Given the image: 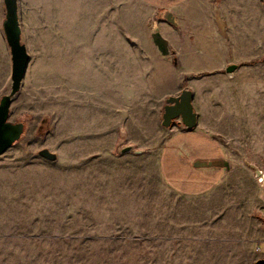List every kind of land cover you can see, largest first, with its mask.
<instances>
[{
	"label": "rangeland",
	"instance_id": "rangeland-1",
	"mask_svg": "<svg viewBox=\"0 0 264 264\" xmlns=\"http://www.w3.org/2000/svg\"><path fill=\"white\" fill-rule=\"evenodd\" d=\"M204 1L212 7L201 6L204 19L217 23L229 42L243 36L251 38V49L263 46L258 57L223 59L217 70L201 71L213 64L207 52L182 59L160 41L158 20L172 22L173 13L155 14L139 0H18L30 61L9 114L25 129L0 154V264H237L252 258L246 245L255 228L264 227V216L231 189L202 197L175 193L152 152L167 129L166 99L193 87L206 107L211 86L216 108L207 124L238 152L237 142L245 139L238 116L231 123L223 114V99L229 91L236 97L237 83L256 72L264 86V0H230L237 9L230 6L229 23L222 0ZM5 18L0 0V99L12 85ZM258 25L261 33L253 34ZM231 64L257 68L228 73ZM128 141L137 144L135 151L123 154ZM44 148L57 160L42 157ZM243 183L250 201L247 175ZM252 247L254 253L255 241Z\"/></svg>",
	"mask_w": 264,
	"mask_h": 264
},
{
	"label": "crops",
	"instance_id": "crops-1",
	"mask_svg": "<svg viewBox=\"0 0 264 264\" xmlns=\"http://www.w3.org/2000/svg\"><path fill=\"white\" fill-rule=\"evenodd\" d=\"M139 1L155 14L158 11L173 13L172 22L158 20L156 28L160 41L172 46L175 55L182 59H188L194 55H205L207 52L206 57L213 64L209 67L210 69L201 71L217 70L216 68L220 67L223 59L233 58L238 62H250L258 57V51L260 47H263L257 45L258 49H251L250 37L238 36L237 38L231 36L230 31L231 42L224 39L225 37L218 33V24H214V21L212 24L210 17L204 19L200 11L201 6L206 4L205 8H212L210 3L204 0ZM230 6L237 9L234 3H230V0H222L221 14L228 23L231 19ZM262 6L263 3H259L258 7L262 8ZM259 26L253 34L261 33ZM218 43L221 44L219 47L216 46ZM235 65L237 68L234 71L241 70V73L257 68L251 65L242 67ZM231 88H233L232 85H229L228 89ZM189 89L193 91V105L198 117L197 125L190 129L176 121L161 131L164 135L163 140L152 150L156 155L158 171L163 183L175 193L186 197H202L217 190L223 189L224 192L227 190L229 192L231 189V193H238L239 202L247 201L249 209L260 212L264 216V197L261 196L264 186L258 184L255 170L251 165L254 164L264 169L262 165L264 162V86L260 73L256 72L248 80H240L237 83L236 97L230 98L229 91L228 98L223 99V107H225V110H222L223 114L227 113L231 123L234 122L235 116H238L237 129L241 132L239 135L245 139V141L239 139L237 142L238 152L230 148L235 142H224L223 138L213 132L207 124L206 115H210L209 110L216 108L212 98L213 86L209 87L211 104L206 107L197 99L196 90L193 87ZM128 143L136 144L129 141ZM245 175L248 176L253 186V192L249 195L250 201L247 200L249 192L247 193L245 183H243ZM254 232L255 237L251 238L249 245H246L247 251H250V257L254 259L253 262L250 261L252 258L246 260L244 257L242 258L244 263L240 260L237 264H253L256 260L264 258V227H256ZM254 241L259 250L255 247L253 253ZM233 259L232 257L231 260Z\"/></svg>",
	"mask_w": 264,
	"mask_h": 264
},
{
	"label": "water",
	"instance_id": "water-1",
	"mask_svg": "<svg viewBox=\"0 0 264 264\" xmlns=\"http://www.w3.org/2000/svg\"><path fill=\"white\" fill-rule=\"evenodd\" d=\"M4 3L6 18L3 22V28L12 55V85L10 93L3 95L0 99V154L11 147L21 137L25 129L24 122L13 123L9 121V114L12 97L20 90L30 61L27 47L21 40L22 29L19 21L18 0H4ZM236 68L237 65L232 64L226 68V71L231 73ZM162 118L164 127H170L179 121L187 128H194L197 125L198 117L193 105V91L184 88L180 94L169 96L166 99ZM130 151H135L133 144H123L120 147V152L123 154ZM39 154L48 160H57V154L47 148L41 149ZM251 165L256 175H259V167L254 164ZM253 264H264V258L256 260Z\"/></svg>",
	"mask_w": 264,
	"mask_h": 264
},
{
	"label": "built area",
	"instance_id": "built-area-1",
	"mask_svg": "<svg viewBox=\"0 0 264 264\" xmlns=\"http://www.w3.org/2000/svg\"><path fill=\"white\" fill-rule=\"evenodd\" d=\"M259 169H260V174L256 175L255 173V177H256L258 184L263 187L264 186V169H261V168ZM257 250H259L258 247H257Z\"/></svg>",
	"mask_w": 264,
	"mask_h": 264
}]
</instances>
